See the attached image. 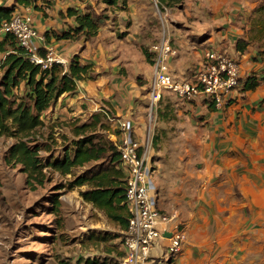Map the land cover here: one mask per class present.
<instances>
[{
    "label": "crops",
    "instance_id": "1",
    "mask_svg": "<svg viewBox=\"0 0 264 264\" xmlns=\"http://www.w3.org/2000/svg\"><path fill=\"white\" fill-rule=\"evenodd\" d=\"M7 1L0 0V4ZM261 1L193 0V6H185L180 15L189 19L195 37L177 40L184 46L181 55L170 60L171 70L183 71L200 63L203 50L211 47L237 60L241 79L250 74L264 76V62L254 45L243 52L235 49L236 39L245 35L251 12ZM91 3L32 0L30 5H15L16 10L29 7L36 29L47 32V44L66 57L78 54L80 62L90 63L98 74L94 79L78 80L76 92L62 94L45 112L44 121L51 116L69 119L84 103L102 110L103 98L115 110L116 118L130 115L134 136L143 138L146 122L135 111L147 82L114 79L108 87L105 76L98 73L101 70L80 51L83 42L55 36L75 25L65 14L67 7L81 10ZM112 69L117 72V67ZM22 89L21 84L19 92ZM181 107L188 113L169 121L171 126L161 130V140L152 143L151 152L157 207L172 215L169 230L182 225L187 234L180 251L165 264H264V83L248 90L239 87L229 105L221 109L201 99L182 102ZM165 244L167 239H161L153 253L159 254Z\"/></svg>",
    "mask_w": 264,
    "mask_h": 264
},
{
    "label": "rangeland",
    "instance_id": "2",
    "mask_svg": "<svg viewBox=\"0 0 264 264\" xmlns=\"http://www.w3.org/2000/svg\"><path fill=\"white\" fill-rule=\"evenodd\" d=\"M87 6L94 8L103 18L94 35L85 38L80 34L74 40L83 42L80 51H83L86 59L94 61V67L101 70L98 73L105 76L103 78L108 87L114 79L147 82L135 111L147 123V85L152 76V54L148 47L166 31L172 46L177 49V54L172 59L181 55L180 48L184 44L177 43V40H185L195 33L190 30L187 23L189 19L180 14L185 6H193V0H181L170 6H158L157 0H117L115 4H110L107 0H92L91 4L78 10L85 11ZM168 10L170 12L167 15ZM3 36L0 33V40ZM143 48L149 53L151 61L146 59ZM57 54L67 60L63 66L66 68L70 57L59 52ZM199 64L188 65L183 71L175 68L172 73L178 79H191ZM114 66L117 67L116 73L112 69ZM1 73L2 69L0 75ZM100 100L101 108L115 117L113 107L107 105L105 99ZM182 102L186 101L171 92L164 93L152 114V123H155L153 144L160 142L161 130L171 126V119L188 113L181 107ZM79 110L69 119L51 116L48 122L44 121L37 134V141L42 148L40 156L44 162L61 159L66 148L71 154V121L86 122L98 112L101 114V123L106 128L99 132L112 141L119 139V129L111 125L100 107L84 103L80 104ZM14 141L12 136L0 135V264H87V259L102 260L104 257L109 261L116 260L115 256L122 252L124 230L102 211L84 201L79 191L85 186H69L75 176L83 173L94 162L75 167L66 175L48 170V180L44 185L31 190L25 184L21 166L5 160L8 147ZM56 196L60 201L59 209H55L52 203ZM109 250L113 253L112 256L106 254Z\"/></svg>",
    "mask_w": 264,
    "mask_h": 264
},
{
    "label": "trees",
    "instance_id": "3",
    "mask_svg": "<svg viewBox=\"0 0 264 264\" xmlns=\"http://www.w3.org/2000/svg\"><path fill=\"white\" fill-rule=\"evenodd\" d=\"M31 2L32 0H15L10 6L0 4V26L3 20L12 16L16 3L30 5ZM107 2L115 4L117 0ZM180 2L181 0H157L158 6H170ZM65 14L73 17L75 25L55 34L57 39H74L80 34L89 38L96 33L103 18L91 6H87L85 11L70 6L66 8ZM44 34L47 35V32ZM250 44H255L257 53L264 62V0L252 10L248 29L244 36L236 39L235 49L243 52ZM142 50L146 59L151 61L147 50ZM39 53L43 55L44 50L40 49ZM0 54H4L0 75V135L15 139L6 152V162L19 164L25 174L26 186L35 190L48 180V170L66 175L73 168L93 161L94 164L75 176L69 186H85L79 191L84 201L102 211L125 231L128 212L125 204L124 173L115 142L99 132L106 129L101 123V114H93L91 120L86 122L71 121L70 145L73 150L70 154L66 148L61 159L44 162L40 156L42 148L37 141L38 131L44 125L45 112L62 94H74L78 80L94 79L98 75L92 70V65L82 64L79 55L74 54L66 68L53 63L49 68L41 69L30 60L29 54L18 45L15 37L8 33L0 40ZM240 82L242 90L253 89L264 83V76L250 74ZM21 84L23 89L19 92ZM52 203L55 209H59L60 201L57 196ZM108 252L111 253L110 250ZM121 255L122 252H119L116 260L109 261L104 257L102 260L92 258L86 261L87 264H117Z\"/></svg>",
    "mask_w": 264,
    "mask_h": 264
},
{
    "label": "built area",
    "instance_id": "4",
    "mask_svg": "<svg viewBox=\"0 0 264 264\" xmlns=\"http://www.w3.org/2000/svg\"><path fill=\"white\" fill-rule=\"evenodd\" d=\"M13 3L14 0H10L2 5L10 6ZM28 10L29 7L21 11L15 9L8 20L1 22L0 33L13 35L18 45L29 54L30 60L41 69L49 68L53 63L66 65L67 60L61 58L54 46L46 43L45 34L36 29ZM40 49L44 50L43 55L39 53ZM148 50L152 54V76L147 85L148 118L143 138L137 139L134 136L130 115L116 118L106 110H101L111 125L119 129V139L114 142L119 151L125 180L128 223L121 242L122 255L117 264H165L180 251L187 239L182 225L171 230L167 228L172 215L157 207L156 188L151 179L152 114L164 93L171 92L186 102L201 99L221 109L229 105L241 80L237 60L211 47L203 50V59L193 78H176L169 63L177 54V49L172 46L166 31ZM3 59L4 54H0V70ZM261 233H264V225ZM164 238L167 244L159 254H154L153 250Z\"/></svg>",
    "mask_w": 264,
    "mask_h": 264
}]
</instances>
